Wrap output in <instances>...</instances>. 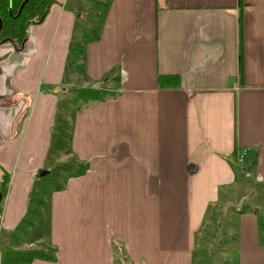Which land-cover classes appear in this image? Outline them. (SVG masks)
I'll list each match as a JSON object with an SVG mask.
<instances>
[{
    "label": "crops",
    "instance_id": "0c3cea01",
    "mask_svg": "<svg viewBox=\"0 0 264 264\" xmlns=\"http://www.w3.org/2000/svg\"><path fill=\"white\" fill-rule=\"evenodd\" d=\"M100 1L55 0L19 48L0 43V257L33 239L53 258L27 264H113V243L133 264H192L220 188L264 186V0ZM99 83L115 95L80 110L65 97ZM57 166L59 187L17 231L39 170ZM236 220L237 264H264L257 215Z\"/></svg>",
    "mask_w": 264,
    "mask_h": 264
},
{
    "label": "trees",
    "instance_id": "16d2710c",
    "mask_svg": "<svg viewBox=\"0 0 264 264\" xmlns=\"http://www.w3.org/2000/svg\"><path fill=\"white\" fill-rule=\"evenodd\" d=\"M54 2L55 0H0V43L12 42L15 47L19 48L24 43L27 36V23L41 22L47 15L51 5ZM95 3L96 5L103 7L107 5L105 2L100 0H96ZM99 29L100 28L95 26L90 27L85 31L89 32L90 30L91 35L89 36V38L97 39L99 37ZM83 53L84 49L81 44H78V42L76 41L71 42V44L69 45V53L67 56L69 63H71L69 67L75 70H81L82 62L80 61V56L84 55ZM115 79H117V77H115ZM160 84L163 85L162 80ZM67 90L69 89L67 88ZM70 91L73 92V96L71 98L73 103L75 104L76 110H80V108L82 107V103L84 105L89 101H103L106 98L115 95V93L108 91L105 87H100L97 89L92 87H76L72 88ZM229 161L232 165H235L234 158L233 160L229 159ZM76 166L78 167V169L74 173H83L82 164L78 163L76 164ZM52 177V175H46L43 178H40L41 181L38 184L39 186H42V190H44L45 188L49 189L53 185V182H51ZM9 179L10 174L0 167V210L1 204L7 193ZM232 186L233 184L222 186L219 190L217 201L208 205L201 227L196 233L197 237L204 230V221L208 217V214L212 211V209H214V207H217L218 204L221 203L225 193L227 191H230ZM58 187V185H53L52 188L57 189ZM46 193L49 194V190ZM43 199L40 192L33 191V194L30 197L28 213L22 220V222L17 226V231L26 232V229L34 224L36 217L40 215L39 208L45 204V200ZM36 205L41 206H38V208L36 207ZM235 211L237 214V218L238 215L248 211H252L257 215L259 245L264 246V217L262 215H258L259 211L256 208L250 209L249 206L245 204H243L241 208H235ZM52 258V254L49 250L46 251L41 248H30L22 250L14 249L12 247H5L1 252L0 264H27L31 263L35 259Z\"/></svg>",
    "mask_w": 264,
    "mask_h": 264
},
{
    "label": "rangeland",
    "instance_id": "374dc122",
    "mask_svg": "<svg viewBox=\"0 0 264 264\" xmlns=\"http://www.w3.org/2000/svg\"><path fill=\"white\" fill-rule=\"evenodd\" d=\"M88 6L89 9L94 8L92 2ZM91 20L92 17L88 14V16H85L83 25L86 24V27H88ZM103 84L99 83L95 85L96 88H93H107ZM76 87L79 86L70 85L67 87L69 90L65 92L66 99L72 100L73 92L70 90ZM81 106H83V103ZM58 168L60 167L57 166L51 169L53 173V175L51 173L53 176L51 182H53V185H56L58 180H61L58 175H62V172ZM40 187L37 190H40L43 199L46 197L48 188L42 190V186ZM243 204L248 205L250 209L256 208L259 211L258 215L264 217V186L255 184L247 175H243L242 178H239L233 183L232 188L225 193L221 203L217 207H214L208 214V217L204 221L203 232L198 237L195 235L192 264H237V245L235 243L237 237V214L235 208H241ZM38 206L41 205H36V207ZM32 241L33 244L28 247H23L24 249L22 250L30 248L44 249L46 246L43 244V241H35L33 239ZM0 243H4L3 239L0 240ZM139 244L136 243L135 245L138 246ZM113 245L116 248L113 251V264H133L123 247L122 249H118L119 245L117 243H113ZM22 246L27 245L23 244ZM141 247L145 249V246L142 245Z\"/></svg>",
    "mask_w": 264,
    "mask_h": 264
},
{
    "label": "water",
    "instance_id": "95a60500",
    "mask_svg": "<svg viewBox=\"0 0 264 264\" xmlns=\"http://www.w3.org/2000/svg\"><path fill=\"white\" fill-rule=\"evenodd\" d=\"M26 1V0H25ZM254 160L253 161H251V162H249L248 164H246L244 167H243V170L244 171H248L250 168H251V166L254 164ZM48 173V170H45V169H40L39 170V172H38V175H39V177H42V176H44V175H46Z\"/></svg>",
    "mask_w": 264,
    "mask_h": 264
},
{
    "label": "built area",
    "instance_id": "2783aa9c",
    "mask_svg": "<svg viewBox=\"0 0 264 264\" xmlns=\"http://www.w3.org/2000/svg\"><path fill=\"white\" fill-rule=\"evenodd\" d=\"M243 159H244V154H240V155L238 156V160L241 162Z\"/></svg>",
    "mask_w": 264,
    "mask_h": 264
}]
</instances>
